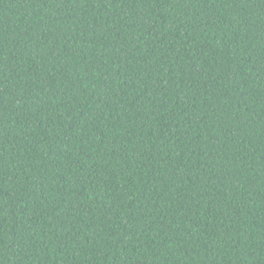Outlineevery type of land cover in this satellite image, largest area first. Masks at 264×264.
<instances>
[{"label": "trees", "instance_id": "1", "mask_svg": "<svg viewBox=\"0 0 264 264\" xmlns=\"http://www.w3.org/2000/svg\"><path fill=\"white\" fill-rule=\"evenodd\" d=\"M0 264H264V0H0Z\"/></svg>", "mask_w": 264, "mask_h": 264}]
</instances>
